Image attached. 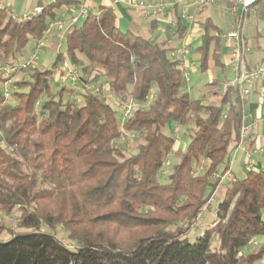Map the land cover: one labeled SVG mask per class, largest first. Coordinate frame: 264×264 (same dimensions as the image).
<instances>
[{"label": "trees", "instance_id": "obj_1", "mask_svg": "<svg viewBox=\"0 0 264 264\" xmlns=\"http://www.w3.org/2000/svg\"><path fill=\"white\" fill-rule=\"evenodd\" d=\"M71 6L79 4H41L43 13L25 21L0 7V62L20 63L30 41L42 39L48 24ZM202 28L196 50L201 71H209L211 61L225 71L221 30L210 20ZM185 31L178 18L180 39ZM61 40L67 49L55 65L70 60L84 72L96 70L93 82L104 79L103 86L98 92L56 89L55 71L37 67L0 77V213L18 211V228L30 230L0 241V264L261 263L264 244L247 254L244 249L252 239L264 241V170L233 179L217 206V224L196 242L183 238L216 190L214 174L229 169L244 121L240 97L230 92L207 104L193 99L172 50L122 31L109 8L88 13ZM20 74L28 78L16 81ZM10 78L15 89L12 103H5L3 85ZM104 85L121 96L119 106L124 95L138 105L123 125ZM151 91L155 96L148 101ZM174 124L189 144L163 182L177 144L173 131L167 133ZM173 225L176 230H169ZM59 228L73 248L57 238Z\"/></svg>", "mask_w": 264, "mask_h": 264}, {"label": "crops", "instance_id": "obj_2", "mask_svg": "<svg viewBox=\"0 0 264 264\" xmlns=\"http://www.w3.org/2000/svg\"><path fill=\"white\" fill-rule=\"evenodd\" d=\"M56 0H0V7L5 8L9 14L23 15L31 13L41 4H49ZM79 7L73 9H62L60 15L66 14V20L69 22L70 19L75 15H78L80 10L85 7L88 9V13L98 14L101 8H109L113 10L117 17V25L122 30L123 27L126 31H131L137 34V31H142L148 37L147 39L157 40L160 43L166 44V46L172 50V54L176 56L179 49L183 46L190 48L189 53L181 59L186 63V68L189 66V56L194 61L199 62L196 59L197 47L201 44V37L203 35L202 24L204 21L210 20L215 26H217L221 33L223 30L218 25L217 16L222 23H225L228 27V32L232 31L236 26H242V34L246 42L251 45L254 50L251 54L246 57L248 65L258 66L264 65V0H260L255 9L249 12L245 21L240 19L241 10L238 13H233L232 8L235 5L236 0H217L219 4L210 7H197L191 6L189 9L188 17L183 18L181 16L182 5H175L177 0H167L171 3L164 13L154 15L153 9L150 7L146 8H134L133 3L144 1L147 4H151L154 0H75ZM178 18L183 22L186 28L184 38L180 39V34L177 32V21ZM70 24V22H69ZM225 32V33H228ZM224 33V34H225ZM139 35V34H137ZM178 38V42L173 44L170 40H162L163 36ZM140 36V35H139ZM55 38V39H54ZM58 35L55 34L50 37L49 41L56 40ZM52 39V40H51ZM222 41H225L227 48L230 50L231 43L223 39L221 36V47ZM53 42V41H52ZM36 45V44H35ZM228 51V50H227ZM222 52V48H221ZM223 54V52H222ZM226 64L229 60V51L226 58L222 57ZM182 61V62H183ZM210 68V73H213L209 80H214V85L210 88L207 87L208 92L211 96V88H215L218 93L216 96H221L223 83L233 77L232 73L222 71L223 78L220 79L219 71L213 63ZM231 72V71H230ZM58 85V84H57ZM104 89L107 91V86L104 85ZM264 80L255 85L252 94L246 102L244 113L247 116L246 123L252 124L251 135L245 150L238 149L237 146L233 147L230 155V161L228 164L231 170V177L225 179L226 182L221 184L218 188L222 190L221 197L224 195L225 188L228 186L230 181L235 178L243 179L246 177L248 172L251 170L247 163L249 159L253 161L254 169L264 170V152L261 153L259 149L264 148ZM220 98V100H221ZM228 181V184H227ZM216 189V192L218 191ZM215 192V193H216Z\"/></svg>", "mask_w": 264, "mask_h": 264}, {"label": "built area", "instance_id": "obj_3", "mask_svg": "<svg viewBox=\"0 0 264 264\" xmlns=\"http://www.w3.org/2000/svg\"><path fill=\"white\" fill-rule=\"evenodd\" d=\"M259 0H236L234 7L232 8L233 13H238V10H241L240 19L242 21H245L246 15L253 11L257 5ZM174 3H171L167 0H154L151 4H147L144 1L135 2L133 3L134 8H146L150 7L153 9L154 15L162 14L167 8ZM219 4L217 0H177L175 5H182V11L181 16L183 18L188 17L189 9L191 6H197V7H210L213 5ZM74 6L69 7L68 9H73ZM44 11L43 7H37L34 12L23 14L22 16H18L15 14H10L14 19H17L18 21H25L28 19H32L39 14H42ZM88 15V9L83 7L78 15H74L70 19V24L66 20V14L61 15L60 20L58 21H51L48 24V28L43 36L42 39L35 41L36 46L35 49L31 55V57L23 62H20L16 65H12L10 63H3L0 62V77H11L15 75L19 70H27L31 67H35L38 64V61L40 59V52L44 49V46L46 42L55 34H63L70 26L75 25L76 23L80 22L82 19H84ZM222 38L227 40L231 43V47L229 50V60L226 61V68H228L231 73L233 74V77L231 79L226 80L223 83L221 96L222 98L225 97L227 94L231 92L232 97L239 96L241 99V102L243 103V107L245 108L246 102L249 99L250 95L253 92V89L257 83L264 80V65H248L246 60V57L251 54L254 50V48L249 45L243 34H242V26L238 25L236 26L232 31L228 33H223ZM190 51V48L187 46H183L181 49L178 50L175 58L181 60V57L186 56ZM181 69L184 72L185 80H188V73L186 68V63L183 61L181 64ZM57 82L61 87L64 88H70L68 86V81L72 83L73 88L77 93L79 91H93L98 92L101 87L103 86V81L98 80L95 82L82 79V75H80V71L78 68V65L72 63L70 60H65L61 63V66L57 69ZM12 83L13 78L8 79L6 82H4L3 85V95L5 99V103H10L11 100V93H12ZM209 85H214V80H209ZM264 93V90H263ZM154 92L151 91V93L148 96V101H152L154 99ZM131 100L130 103H122L120 107V111L122 114V121L121 124L123 125L125 120H127L133 113L135 106L134 102ZM39 104H37V107ZM247 116L244 113V121L243 125L241 127L240 131V139L237 144V148L241 150H245L251 135L252 130V124L246 123ZM172 131L173 135H175L176 143L181 144L182 138H181V128L179 125H172ZM261 153L264 152V148L259 149ZM168 162H166L167 164ZM247 166L250 169H254L253 161L249 159ZM204 170V166H200L197 170V173L200 174ZM228 176H231V170L228 169V171L225 174L216 173L213 176V180H225ZM257 240L252 239L249 242V246H256Z\"/></svg>", "mask_w": 264, "mask_h": 264}, {"label": "rangeland", "instance_id": "obj_4", "mask_svg": "<svg viewBox=\"0 0 264 264\" xmlns=\"http://www.w3.org/2000/svg\"><path fill=\"white\" fill-rule=\"evenodd\" d=\"M216 16H217L216 21L218 22V25L221 27L223 32L224 33L228 32L227 25H225V23H222L220 21V19L218 18V15H216ZM126 30L127 29H125V27L122 28V31H126ZM137 34H139L143 38H146V39L148 38L145 35V33H143L142 31H137ZM57 35H58V38L56 40L51 39L53 42L49 41L50 39L48 40V42H46L44 49L40 52V59H39L36 67L38 69H40L41 71H49V69L54 70L55 73L53 74V82H55V83L53 85L56 89H60L61 86L57 82V72L56 71L61 66V63H58L55 65V62H56L57 55L59 53H65L66 52L67 46H66L65 41L61 40V37L63 34H60V35L57 34ZM164 39L170 40L173 44L174 43L176 44L178 42V38L176 36L167 38V36L164 35L162 40H164ZM35 44H36V42L32 39L30 41V43L28 44V46L25 48V50L22 52V54H20L18 56L19 62L26 61L31 57V55L35 49V46H36ZM221 48H222V52L224 54V57L226 58L229 49L227 48V44L225 41H222V47ZM181 61H183V60L181 59ZM187 61L189 62V66L187 69V73L189 75L188 76L189 78H188V80H186V88L185 89L191 95V97L193 99H201L206 104L210 103V102L211 103L220 102L221 97L220 96H211L210 93L208 92L207 87H206V84H207L210 76L213 73H210V71L202 72L197 61H194L192 59V57H190V56H189V59H187ZM209 66H210V68L214 67L212 61L210 62ZM78 68L80 71V75H82V77L86 80L93 82L95 77L97 75H99L98 74L99 72L96 70H92L90 72H84L82 66H78ZM217 70L219 71L218 73H219L220 79H222L223 74L221 72V69L218 68ZM226 72L231 73L228 68H226ZM23 76H25L26 79L28 78L27 74H24V75L20 74V75L16 76L15 80L19 81V80L24 78ZM103 82H104V79H103ZM67 85L70 86V88H73V86H72L73 84L70 83L69 81H68ZM70 88L68 87L67 89H70ZM208 88H210V87L208 86ZM14 89H15V86L12 83V90L11 91H13ZM212 89L215 90V88H211L209 90H212ZM105 94L107 96V101L119 113V111H120L119 100H120L121 96L115 95V94L109 92V90H107ZM79 98H80V103H83V98L82 97H79ZM124 98L126 100L125 103H130L132 100L131 97L128 95H124ZM132 102H134L135 109H137L138 105L135 103V101H132ZM10 103H12V100H10ZM119 117L121 118V113H119ZM192 127H193V124L190 125L188 132H187L188 134L190 133L189 130ZM181 132H182V129H181ZM167 133H169V134L172 133V127H169L167 129ZM181 135H183V137L181 136L182 143L181 144H175L173 152L171 153V155L168 158V161H167L168 163L165 165V169L162 171L161 180L163 182H166L168 180V175H169L171 167H173L174 165L179 163V161H180L179 158H181L182 154L185 151V148L189 144V139L186 138L187 134H183V132H182ZM132 140H134V139L132 138ZM122 142L123 143L125 142V138L123 139ZM134 146H135V144L132 142L130 144V148H129L130 152H132V153L135 151ZM228 177H231V176H228ZM215 181L216 180H212L213 183H215ZM217 181H218V184H217L216 189L218 190L219 186L226 181L225 180L224 181L223 180H217ZM227 184H228V181H227ZM227 187L225 188V191L227 190ZM210 191H212L211 187L208 188V192H210ZM215 192H216V190H215ZM215 192L212 195V197L209 201V204L201 212L196 224L193 225L192 229L183 238H187L190 242H192V241L196 242L198 237L202 236L203 233L205 232V230L207 231L208 229H212L217 224V222H218L217 221L218 220L217 219V212H218L217 206L221 200V194L220 193L222 192V190L219 189L216 193ZM223 193H225V192H223ZM19 217H20V213L18 211H15L10 216L0 213V226H2L4 228L3 233L0 236V241L10 240L15 233L16 234L27 233L30 231V230L28 231L25 229L18 228ZM176 228H177V226L173 225L169 228V230L174 231V230H176ZM42 230L45 232H52V230L47 228V227H43ZM56 236H57V238L62 240L64 243L69 244L68 246L70 248L74 247L73 245H71L68 242L67 235L62 229H60V228L57 229ZM218 244H219V241H218V239H216L212 243V246L215 247V246H218ZM263 244H264V241H262V240L257 241L256 246H252V247H248V248L244 249V253L247 254L251 250L261 247ZM259 264H264V258H263L262 262Z\"/></svg>", "mask_w": 264, "mask_h": 264}]
</instances>
